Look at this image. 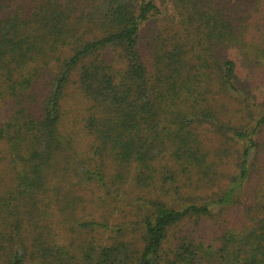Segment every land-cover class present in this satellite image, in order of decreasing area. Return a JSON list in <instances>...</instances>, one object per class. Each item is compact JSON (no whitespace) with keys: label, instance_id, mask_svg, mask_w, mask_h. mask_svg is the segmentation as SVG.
<instances>
[{"label":"trees","instance_id":"trees-1","mask_svg":"<svg viewBox=\"0 0 264 264\" xmlns=\"http://www.w3.org/2000/svg\"><path fill=\"white\" fill-rule=\"evenodd\" d=\"M0 264H264V0H0Z\"/></svg>","mask_w":264,"mask_h":264}]
</instances>
